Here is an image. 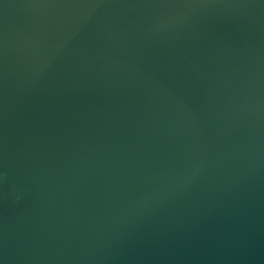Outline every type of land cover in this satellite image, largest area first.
I'll return each instance as SVG.
<instances>
[{
	"label": "water",
	"instance_id": "water-1",
	"mask_svg": "<svg viewBox=\"0 0 264 264\" xmlns=\"http://www.w3.org/2000/svg\"><path fill=\"white\" fill-rule=\"evenodd\" d=\"M0 264H264V0H0Z\"/></svg>",
	"mask_w": 264,
	"mask_h": 264
}]
</instances>
